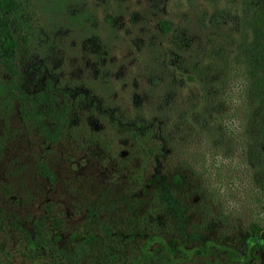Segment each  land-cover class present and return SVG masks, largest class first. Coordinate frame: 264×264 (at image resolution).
<instances>
[{"label": "rangeland", "instance_id": "1", "mask_svg": "<svg viewBox=\"0 0 264 264\" xmlns=\"http://www.w3.org/2000/svg\"><path fill=\"white\" fill-rule=\"evenodd\" d=\"M16 1L15 71L0 65V264H264V194L241 182L203 202L189 169L168 165L164 119L135 112L149 81L175 79L186 43H204L195 29L228 28L224 0L219 18L208 0H65L61 15L82 30L52 0ZM146 130L153 147L137 176L133 140ZM177 130L192 165H207L209 140Z\"/></svg>", "mask_w": 264, "mask_h": 264}, {"label": "trees", "instance_id": "2", "mask_svg": "<svg viewBox=\"0 0 264 264\" xmlns=\"http://www.w3.org/2000/svg\"><path fill=\"white\" fill-rule=\"evenodd\" d=\"M208 1L213 6L212 14L219 18L218 12H223L217 4L220 0ZM52 2L57 4L58 17L62 14L65 0ZM223 2L224 7L232 9V21L228 28L214 20L204 21L202 27L195 29L204 32V43L200 44L199 39L187 42L184 46L186 58L179 59L180 63L175 65L180 69L174 72L175 79L168 80L163 76L149 81L145 90L150 101L135 108L137 115L154 114L164 119L169 128L166 130L162 126L160 136L167 141V147L174 150L168 165L189 169L190 185H187L200 190L203 202L214 201L216 192L221 196V188L230 191L235 183L241 185V182L253 184V196L255 193L264 194V0ZM18 5L16 0L0 1V65L11 72L15 71L17 49L12 17L18 12ZM207 13L210 14L206 11L204 16ZM61 16L65 19L70 17L69 23L77 24V28L82 30L79 16ZM196 16L199 21L202 13ZM76 17L79 20L73 19ZM11 23L14 24L12 27ZM168 28V22L162 20L161 31L165 32ZM150 53H156L154 60L157 68L167 67L165 63L168 62H159L156 48ZM186 80H194L200 88L199 93L193 90L190 96L183 97L180 86H185ZM104 85L103 92L109 91L108 83ZM167 91L174 92L179 98L160 99ZM157 100L162 103L161 107L153 105ZM178 127L189 137L194 135L200 140H209L208 151L213 154L207 165L205 162L200 167L192 165L197 156L188 152L184 141L177 138ZM150 136V131L146 130L138 133L133 140L132 155L139 164L134 171L137 176L142 174L153 147ZM198 151L204 150L199 148ZM199 158L206 161L204 155H199ZM194 175L201 178L194 182ZM220 184L225 187H220ZM179 192L183 194V191ZM171 194L177 196L174 191Z\"/></svg>", "mask_w": 264, "mask_h": 264}]
</instances>
